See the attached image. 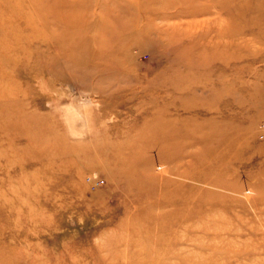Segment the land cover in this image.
I'll return each instance as SVG.
<instances>
[{"label":"rangeland","instance_id":"rangeland-1","mask_svg":"<svg viewBox=\"0 0 264 264\" xmlns=\"http://www.w3.org/2000/svg\"><path fill=\"white\" fill-rule=\"evenodd\" d=\"M0 264H264V0H0Z\"/></svg>","mask_w":264,"mask_h":264}]
</instances>
